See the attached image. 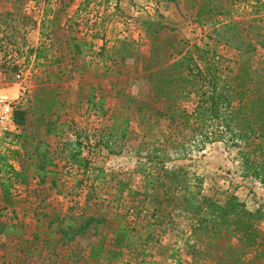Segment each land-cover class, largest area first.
Masks as SVG:
<instances>
[{
    "label": "rangeland",
    "instance_id": "1",
    "mask_svg": "<svg viewBox=\"0 0 264 264\" xmlns=\"http://www.w3.org/2000/svg\"><path fill=\"white\" fill-rule=\"evenodd\" d=\"M11 1L0 0V14L13 12ZM191 1H25L23 11L6 20L10 26L7 37L21 49L11 52L6 60L18 62L17 72L13 66L3 67L4 54L0 55V90L13 92L15 108L22 98V104L27 108L31 101L28 102L25 93L32 95L42 83L50 80L54 86L60 84L61 98L65 99L67 108L60 112L57 124L61 126V136H47L44 130L40 133V138L55 153L57 167L51 171H56L57 175L49 177L45 184L35 178L28 185H17L13 192L16 205L6 209L0 188V235L6 234L0 237V264H98L90 259L92 247L103 242V235L109 230L107 225H111L117 214L125 213L129 206L132 208L128 221L133 223L132 226L145 239L151 232L154 237L146 248L147 264H177L178 260L182 264H223L221 252L224 249L212 247L201 262L193 261L198 258L193 249L198 251L203 245L193 235L195 220L190 213L144 197L146 178L159 175L157 168L160 165L146 159L147 147L151 146H142L156 143L157 147L168 148L164 154L172 161L166 163V168L173 170L186 166L192 185H196L197 178L203 181L205 196L223 202L227 196L238 192L252 210L264 204V185L244 177L239 149L234 142L210 143L195 131L194 124L185 130V120L168 111L170 102L154 98L146 74L142 72L141 57H149L152 49L151 39L141 28L144 19H154L166 27L159 34L161 41H188L191 45H201L208 40L213 27L197 24V9ZM251 10L249 4L237 2L232 12L239 21L248 19L245 16ZM246 27L249 28V24ZM250 27L257 51L251 56L249 66L263 90L264 11ZM123 42L129 45L128 53L131 54L124 61L121 60L123 55L115 54L124 46ZM75 43L80 45L82 53L77 54ZM41 45L50 63L59 61L58 65L34 62L33 57L28 59V49ZM220 53L231 61V67L235 65L233 61L238 54L234 48L221 46ZM19 73H22L20 79L17 78ZM56 76L60 82L54 81ZM90 85L97 88L98 101L102 95L106 99L105 108L110 112L105 117L88 109L83 97L82 102L79 101L80 89L83 88L82 95L87 96ZM196 103L197 98L192 95L177 103L176 109L190 115ZM113 113L116 118L121 116L120 126L128 120V133L124 139H115L117 136L112 135L116 121L112 119ZM14 131L20 133L17 128ZM30 131L33 132L34 127ZM111 136L116 154L99 144L103 138L107 140ZM77 138L84 144V155L90 160L91 169L87 171L72 166L65 159L69 153L66 145ZM129 189L139 195L128 197ZM122 193L125 201L116 202ZM89 217L106 218L108 222L73 241H61L57 218L64 220L65 226ZM149 224L155 226L147 228ZM29 234L33 237L30 240L26 238ZM174 256L176 259L171 258ZM134 258L126 254L124 259L128 262L135 261Z\"/></svg>",
    "mask_w": 264,
    "mask_h": 264
},
{
    "label": "trees",
    "instance_id": "2",
    "mask_svg": "<svg viewBox=\"0 0 264 264\" xmlns=\"http://www.w3.org/2000/svg\"><path fill=\"white\" fill-rule=\"evenodd\" d=\"M25 1L38 0H12L10 5L13 12L0 14V55L4 54L5 61L2 66H13L16 72L19 71L18 62L6 60L11 52L20 50L21 47L7 37L10 26L6 20L23 11L22 5ZM191 2L193 8L197 9V24L201 27L207 25L213 27L208 40L201 45H191L188 41H161L159 34L166 27L154 19H144L141 28L151 39L152 49L149 57H141L142 72L146 74L145 79L152 88L154 98L170 102L168 111L185 120V130L191 129V124H194L197 127L195 131L210 143L234 142L239 149L244 177L252 178L264 185V89L258 86V80L249 66L251 56L257 51L250 36V25L259 20L264 11V2L262 0ZM237 2L251 6V12L245 16L248 19L239 21L235 19L236 15L232 11ZM247 24L249 28L246 27ZM3 26L6 28L2 29ZM123 44L124 46L115 53L123 55L122 61L131 55L128 53L129 45L124 42ZM221 46L234 48L237 52L233 67L229 65L231 61L220 53ZM75 50L77 54L82 53L78 43H75ZM104 52L103 49L101 54ZM27 57L28 59L33 57L34 62L38 63L44 61L47 65L59 64V61L50 63L42 45L28 49ZM56 78L59 77H54V81L60 82ZM82 90L83 88L80 89L79 101L82 97L83 100H87L88 109L94 110L102 117L109 114L110 110L105 108V97L102 95L99 101L96 99L97 88L90 85L87 96L82 95ZM25 95L29 98L28 102L31 101L30 107H24L22 98L19 105L14 108L13 114L15 127L20 133L11 131L0 135V188L5 209L16 205L13 192L17 185H28L30 180L35 178H38L41 184H45L49 177L57 175L56 171H51V168L57 167L55 153L51 151L49 144L40 138V133L44 130L47 136L62 135L59 129L61 126L57 124L60 112L67 108V103L61 98L60 84L54 86L48 80L32 95H28V92ZM192 95L197 98L196 108L192 114H185L176 109L177 103ZM30 117H33L32 121ZM55 117L57 120H54ZM113 118L116 121L112 135L117 136L115 139L126 138L128 120L120 126L121 116L116 118L113 113ZM33 127L32 132L30 129ZM113 136L107 140L103 138L99 144H104L109 152L116 154L111 144ZM66 146L69 151L65 157L67 163L85 171L91 169L90 160L84 155V144L80 138ZM142 147L148 148L146 159L160 165L157 168L159 175L147 176L144 197L146 199L150 197L159 205L172 206L174 210L190 213L194 217L193 235L203 245L198 251L193 249L194 255L198 257L194 258V262H201L208 248L212 247L216 250L224 249L221 252L223 264H264V229L261 227H264V204L252 210L235 194L227 196L223 202L207 197L202 193L201 179H195L196 185H192L186 166L173 170L166 168V163L172 161L164 154L167 147H157L156 143ZM124 190L125 188L122 192ZM150 191L153 193L150 194ZM137 195L139 193L129 189L128 197L134 198ZM124 199L122 193L116 198V202H123ZM131 208L126 207L125 213L117 214L111 225H107L109 230L103 235V242L92 247L91 260L97 261L98 264L105 262L147 264L146 248L154 237L151 236V232L145 239V236L132 226L133 223L128 221ZM56 222L60 223L58 232L61 234V241L63 239L73 241L79 236H85L94 227L98 228L107 223L108 220L89 217L80 220V223L75 221L65 226L64 220L60 218H57ZM52 226L50 224V227ZM154 226L155 224H149L147 228ZM126 254L135 256V261L125 262ZM171 258L176 259V256ZM177 264L182 262L178 260Z\"/></svg>",
    "mask_w": 264,
    "mask_h": 264
},
{
    "label": "built area",
    "instance_id": "3",
    "mask_svg": "<svg viewBox=\"0 0 264 264\" xmlns=\"http://www.w3.org/2000/svg\"><path fill=\"white\" fill-rule=\"evenodd\" d=\"M21 74L17 75V78H21ZM2 75H0V82H1ZM6 90H0V135L4 132H11L14 131L15 124L13 121V114H14V95L13 92L4 93ZM11 91V90H10ZM3 92V93H2Z\"/></svg>",
    "mask_w": 264,
    "mask_h": 264
},
{
    "label": "crops",
    "instance_id": "4",
    "mask_svg": "<svg viewBox=\"0 0 264 264\" xmlns=\"http://www.w3.org/2000/svg\"><path fill=\"white\" fill-rule=\"evenodd\" d=\"M78 1L80 2V1H82V0H77V3H78ZM11 91H12V90H11ZM235 195L238 196V197L241 199V195H240V193L236 192ZM37 223H38V222H37ZM2 235L5 236L6 234H2ZM2 235H0V237H1ZM28 236H29V237H26V238H27V239L29 238V240L33 238V237H30L31 234H29Z\"/></svg>",
    "mask_w": 264,
    "mask_h": 264
}]
</instances>
